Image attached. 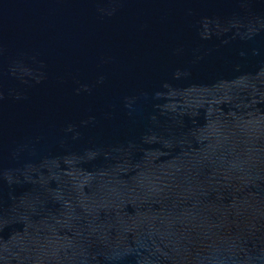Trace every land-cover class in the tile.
Wrapping results in <instances>:
<instances>
[{"label":"water","instance_id":"95a60500","mask_svg":"<svg viewBox=\"0 0 264 264\" xmlns=\"http://www.w3.org/2000/svg\"><path fill=\"white\" fill-rule=\"evenodd\" d=\"M0 264H264V0H0Z\"/></svg>","mask_w":264,"mask_h":264}]
</instances>
